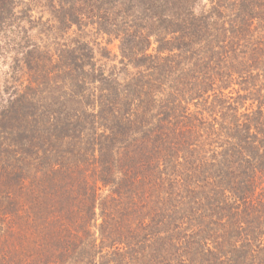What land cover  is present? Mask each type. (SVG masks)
Segmentation results:
<instances>
[{
  "label": "trees",
  "instance_id": "1",
  "mask_svg": "<svg viewBox=\"0 0 264 264\" xmlns=\"http://www.w3.org/2000/svg\"><path fill=\"white\" fill-rule=\"evenodd\" d=\"M0 61V264H264V0H0Z\"/></svg>",
  "mask_w": 264,
  "mask_h": 264
},
{
  "label": "rangeland",
  "instance_id": "2",
  "mask_svg": "<svg viewBox=\"0 0 264 264\" xmlns=\"http://www.w3.org/2000/svg\"><path fill=\"white\" fill-rule=\"evenodd\" d=\"M25 3H28V0H21ZM22 6H20L21 8ZM20 8H18V10H20ZM34 12L31 13V15L33 16V19H38L39 17H42L43 19H47L48 15L47 13H45V10L42 11L39 8H33ZM32 34L35 35L37 32L34 31L36 29H32ZM91 41H95L98 46L95 47L96 48V52L97 48H100L99 52H101V48L105 49L106 51H108L110 53V60H105L103 59L99 53H97V61H98V65H105L107 66V68L111 67L112 65L115 64V62L113 61V57L115 55L119 54V50H118V42L117 41H111V42H107L106 37L102 38V37H92ZM8 71V65L6 64H2V61H0V83H2V81L5 79V77L7 76L6 73Z\"/></svg>",
  "mask_w": 264,
  "mask_h": 264
}]
</instances>
